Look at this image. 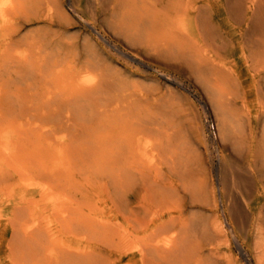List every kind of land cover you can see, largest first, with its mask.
Here are the masks:
<instances>
[{"label":"rangeland","instance_id":"1","mask_svg":"<svg viewBox=\"0 0 264 264\" xmlns=\"http://www.w3.org/2000/svg\"><path fill=\"white\" fill-rule=\"evenodd\" d=\"M6 1L0 0V4ZM12 1L17 7L12 4L5 8L6 16L0 15V143H3L0 146L5 148L0 147V264H133L139 260V254L128 248L144 240L151 231L136 228L132 239L124 240L116 226L128 227L120 211L124 212V203L116 180V166L120 167L122 158L119 130L125 114L118 104L123 98L128 99L123 105L130 103L134 109L133 116L141 115L148 121L150 114L160 115L163 125L176 131L173 145H185V156L194 163L199 179L206 182L212 194L216 191V205L212 197V205L207 208L185 210L182 201L179 200V205L173 201L166 218L188 221L196 214L206 218L214 239L205 248L204 257L212 258L214 263L264 264V227H261L264 190L252 191V210L246 211L242 219L232 217V227L220 193L224 176L230 180L233 168L239 167L237 171L242 172L244 166L233 148L232 138L219 134L218 117L212 105L210 89L218 91L228 83L219 84L211 78L206 83L197 67L155 46L159 44L156 34L125 36L123 30L113 25L110 12L98 10L96 0ZM215 23L232 42V20H227L224 11H218ZM240 55L237 50L234 60L232 57L228 60V67L239 73L243 88H247L251 80ZM90 71L102 78L104 89L87 91L81 86L80 81ZM222 105L230 118L235 114L241 119L249 140L252 128L257 127L251 119L255 116V105L251 103L244 110L225 98ZM142 126L134 128L140 131ZM157 137L153 133V138ZM104 150L107 152L103 153ZM150 155L138 156L137 166L147 167L144 170L148 175L158 177L168 187L172 176L169 161L164 159L159 165L148 166ZM45 187L53 188L50 194L57 201L50 199ZM181 196L190 202V194ZM34 221L39 223L35 229L23 230Z\"/></svg>","mask_w":264,"mask_h":264},{"label":"bare ground","instance_id":"2","mask_svg":"<svg viewBox=\"0 0 264 264\" xmlns=\"http://www.w3.org/2000/svg\"><path fill=\"white\" fill-rule=\"evenodd\" d=\"M12 4H13L12 0H7L6 3L0 4V15H2L3 17L6 16L5 8L11 7ZM14 5L15 3L13 4V7ZM96 5L99 11H102L105 14L107 12H110L111 16L114 18L113 25L116 28L123 30L125 32V36L126 34L129 33H131V35L133 34L132 36H134V38L137 36L140 37L141 33H145V32H147L149 35L156 34V36L159 37V41H158L159 44L155 46H160L165 53L170 54L172 57L180 59L191 66L197 67L200 74L206 78L204 79L206 83H209L208 79L210 78L211 80L219 84L228 83L227 86L219 88L218 91L212 89L210 90L212 92L211 93L212 105L218 117L217 127L219 128L218 130L220 131L219 134L224 137L232 138V145L233 148H235V152L244 161V166L241 169L242 172L237 171L239 167L237 168V170L233 168L231 172L230 180H227L226 179L227 176H224L222 183L223 187L220 190L226 218L228 221H230L229 224L232 227V217L236 219L237 218L242 219L244 218L246 211L252 210V206L250 202L252 191L264 190V0H96ZM217 7L219 8L218 9L219 12L220 11L225 12V14L227 15V20H232V32H233L232 42L227 40L226 36L221 32L219 26L215 23V18L218 13V11L215 8ZM190 17H193V20L191 22H190ZM132 31L134 32L132 33ZM26 34L27 33H25V35ZM120 36L122 37V35ZM85 39L86 38H84V40ZM69 41L67 40V42ZM115 50H117V48ZM237 50L240 51L241 54L240 58L242 59L246 72L251 80L247 88L246 87L243 88L242 82L240 81L239 73H237L233 69V67L232 69L228 67L229 66L228 60L231 59V57H232V61L234 60V56ZM25 70L24 72H26ZM91 71L89 72V74L86 73L87 75L82 78V80L80 81L81 86L84 87L85 90L87 91H93L99 88H103L104 85L101 84L102 78H100V76L96 73L92 74ZM108 76L109 75L106 76L107 79ZM107 92L108 90L106 91V93ZM29 98L30 97H28V99ZM223 98H225L227 101H232L233 106L236 105L241 106L244 110L251 103L255 105L256 108L255 116L254 119L253 118L251 119L253 120V124L255 123L257 127L252 128L249 140L246 138L245 129L241 119H238L237 115L235 114H232V118H230L226 114L228 110L227 108L224 109L222 105ZM98 99L99 98H97V100ZM118 99H119V95H117V100ZM127 100L128 99L123 98V100L118 104V108H122V110L125 111V114L123 115L124 117L123 120L121 121V124L119 123L120 126L122 125L119 130L120 133L119 148H120V155L122 157L121 165H118L117 162L115 164L120 166V167L116 166V168H118V170L116 171V180H117L118 190L120 193L121 203H124L122 206L124 212L123 210L120 211L123 213V216H125V219L128 223V227L121 229L122 226H119L117 224L116 226L118 227V230L120 229L119 232L124 240L132 239L136 228L144 229L145 231H149V230L151 231L146 236V238H144V240H138L136 243H134L133 245H131V247L128 248V251H134L139 254V260L137 262L133 261L134 263L133 262L131 263L133 264H215L216 262L214 263L212 261V258L204 257L205 248L214 239V234L209 225L208 220L203 216L197 214L193 215L188 221L187 220L182 221L176 217L167 219L166 215L167 213H170L168 206L171 205L173 201L175 202L173 204H178V205H179V200L182 201L183 203L181 202V206L182 208H185V210H187L188 208H190V210L191 208H207L212 205L210 199L212 197H214L215 200L214 202L216 205L217 204V199L215 195L216 191H214L212 194V192L208 190V186L206 182L204 180L199 179L200 175L197 169L194 168V163H192V161L188 159V156H185V152H186L185 145L184 144L175 145V146L173 145L172 141H173V137L176 135V131L166 128L165 125H163V122H161V119L159 118L160 115L155 114L156 116H153V114H150L148 117V121H145V119L141 115L133 116L134 109L130 107L129 105L130 103L128 105H123L125 104V102H127ZM97 102L99 103V101ZM96 106L98 105L96 104ZM170 109L172 108L170 107ZM224 110L226 112H224ZM97 112L100 111H96V113ZM60 113L61 112H59V114ZM105 113L106 111L104 112V115ZM70 117L71 115L70 116L68 115L66 117L67 121L70 120ZM81 120L84 121V119ZM169 123L167 122L166 124ZM141 124L142 125L147 124V126L143 127L144 125L142 126ZM137 125H140V127L142 126L143 130L141 129L140 131H136V128L134 127ZM260 126L262 127L259 133L258 127ZM114 127H116V125ZM110 128L111 127H109V129ZM153 133L154 134L157 133L158 137L154 139ZM116 139H118V137ZM79 144L81 145V143ZM0 145H3V143H0ZM102 146L105 147L106 145L104 146V144H102ZM103 147L102 149H104ZM92 151L94 152V150ZM105 151L106 150H104L103 153H105ZM90 153L92 154L91 151ZM109 153L112 154L110 151ZM149 155L151 159L150 158L148 160L146 159L148 166L152 165L153 167L159 165L162 163L161 160L164 159L169 161L172 176L170 178L171 181L168 187L164 186L158 177H151L150 175H148L147 171L144 170V169H148L147 167L143 166V168H140L137 166L138 156L146 158ZM101 156H103V154ZM12 168L14 170V167ZM107 168L108 167H106V169ZM22 182H24V180H22ZM52 189L53 188L45 187L44 192L49 194L51 200L57 201V197H54L52 196V194H50ZM186 193L190 194L191 196L190 202L185 201L184 196L183 197L181 196L182 194H186ZM56 211L59 212L58 210ZM56 215L61 216L60 213ZM45 217L47 218V215ZM20 221L21 220H19V222ZM88 222L89 221H87L86 224ZM38 224H39L38 222L34 221L26 229H23L24 227L22 229L24 231L25 230L31 231L35 229L38 226ZM261 227H264V225ZM254 230L256 229L254 228ZM232 231L235 233V230ZM45 233L47 234L50 232H45ZM59 243L62 244L61 242ZM50 245L49 248L51 249L52 246ZM63 248L67 249L65 247ZM124 250L125 249H123L122 251L124 252ZM240 250L242 251L241 248ZM53 251L54 250L51 249V252ZM87 253L88 252H86V254ZM87 264H90V262Z\"/></svg>","mask_w":264,"mask_h":264}]
</instances>
